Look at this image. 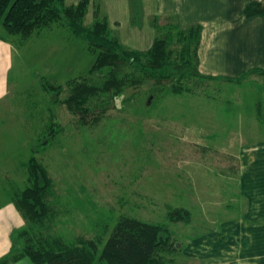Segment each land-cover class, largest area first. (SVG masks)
I'll return each instance as SVG.
<instances>
[{
    "label": "rangeland",
    "instance_id": "obj_1",
    "mask_svg": "<svg viewBox=\"0 0 264 264\" xmlns=\"http://www.w3.org/2000/svg\"><path fill=\"white\" fill-rule=\"evenodd\" d=\"M184 2L175 0L178 7ZM163 4L91 0L84 21L107 17L124 45L147 50L157 36L155 18L161 25L178 20L156 15ZM60 24L28 39L0 27L15 62L14 88L0 101V209L26 188L28 170L21 164L52 117L63 132L38 158L59 195L62 214L53 232L69 242L100 232L108 237L120 215H132L170 225L184 244L176 264H264V133L253 134L256 121L248 117L259 114L258 107L262 112L255 100L264 94V75L238 83L206 80L177 95L148 81L127 88L99 124L84 125L41 85L42 76L64 84L87 74L96 57ZM170 207L191 210V222L168 221Z\"/></svg>",
    "mask_w": 264,
    "mask_h": 264
},
{
    "label": "trees",
    "instance_id": "obj_2",
    "mask_svg": "<svg viewBox=\"0 0 264 264\" xmlns=\"http://www.w3.org/2000/svg\"><path fill=\"white\" fill-rule=\"evenodd\" d=\"M91 0L66 4V0H0V27L11 36L30 38L35 31L55 23L65 27L96 55L87 72L55 83L42 76V89L63 102L79 122L97 125L107 115L111 104L118 101L129 87L148 81L166 84L174 94L194 91L192 84L223 79L241 82L245 75H264L263 68H253L239 77L220 78L199 70L201 24L182 28L175 17L158 24L157 36L147 50L131 49L112 32L107 17L87 25L85 15ZM246 17L264 16V0H251L245 8ZM62 97H64L62 99ZM149 103V101H148ZM91 115V117H90ZM63 132L60 120L51 117L47 133L32 146L27 163V186L11 196L12 202L27 222V228L13 232V246L0 264L22 258L34 264H176V255L184 244L174 237L167 222H150L132 215H120L108 237L101 232L93 238L75 236L72 242L53 232L62 210L56 204L58 192L48 168L38 155L46 151ZM168 221L190 223L192 212L185 207H170Z\"/></svg>",
    "mask_w": 264,
    "mask_h": 264
},
{
    "label": "crops",
    "instance_id": "obj_3",
    "mask_svg": "<svg viewBox=\"0 0 264 264\" xmlns=\"http://www.w3.org/2000/svg\"><path fill=\"white\" fill-rule=\"evenodd\" d=\"M249 1L251 0H185L178 7L175 0H164L156 15H176L181 20L180 25L188 23V28L201 24L203 30L199 47V70L206 75L234 78L253 68L264 69V16L246 17L244 8ZM152 18L154 17L150 20ZM12 54V47L0 41V101L14 88L12 77L15 62ZM256 98L255 102L262 101L263 105L262 112L258 107L259 114L253 112L252 116H248L256 121L258 131L253 134L264 133V94ZM259 117L261 122L258 121ZM23 164L21 166H27V163ZM5 204L0 209V258L11 251L13 232L23 229L27 224L11 196L7 197ZM10 264L34 263L28 258H22Z\"/></svg>",
    "mask_w": 264,
    "mask_h": 264
}]
</instances>
